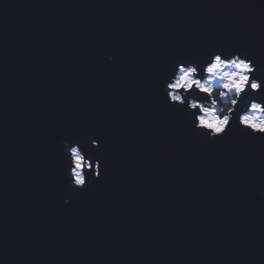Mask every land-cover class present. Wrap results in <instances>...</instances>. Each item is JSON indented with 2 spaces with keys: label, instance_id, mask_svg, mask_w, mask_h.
<instances>
[{
  "label": "water",
  "instance_id": "obj_1",
  "mask_svg": "<svg viewBox=\"0 0 264 264\" xmlns=\"http://www.w3.org/2000/svg\"><path fill=\"white\" fill-rule=\"evenodd\" d=\"M218 47L264 70V0H0V264H264V137L194 141L160 91ZM89 131L106 169L73 190Z\"/></svg>",
  "mask_w": 264,
  "mask_h": 264
},
{
  "label": "clouds",
  "instance_id": "obj_2",
  "mask_svg": "<svg viewBox=\"0 0 264 264\" xmlns=\"http://www.w3.org/2000/svg\"><path fill=\"white\" fill-rule=\"evenodd\" d=\"M107 60L114 57L108 55ZM160 91L167 104L187 115L194 141L214 140L233 128L264 137V70L252 51L218 47L203 58H181L165 74ZM60 147L70 189L84 190L101 179L106 166L90 152L101 147L95 132H87L86 139H62ZM259 195L264 197V187ZM63 203L70 204V198L65 196Z\"/></svg>",
  "mask_w": 264,
  "mask_h": 264
}]
</instances>
